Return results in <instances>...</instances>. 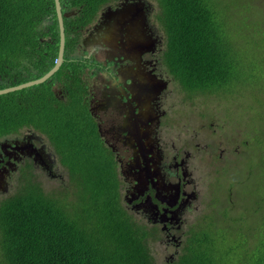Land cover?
Segmentation results:
<instances>
[{
	"label": "trees",
	"instance_id": "1",
	"mask_svg": "<svg viewBox=\"0 0 264 264\" xmlns=\"http://www.w3.org/2000/svg\"><path fill=\"white\" fill-rule=\"evenodd\" d=\"M76 1L84 13H92L108 0ZM157 1L156 18L164 39V64L175 81L186 91L209 93L225 92L248 83L247 87L255 89V95L263 92V98L252 104L264 112V85L261 84L264 81V25H260L264 24V6L260 7L258 0ZM82 19L64 20L66 37L67 29ZM44 24L48 28L46 18ZM45 28L37 0H29L24 5L0 0V72L3 76L0 89L13 79L12 85H18L40 77L53 66L58 47L40 42L39 38L45 37ZM49 30L50 38L57 41L56 20ZM252 45L257 47V53L258 49L262 51L258 67L248 71L244 70L248 57L244 59L240 49ZM45 51L50 54V58L45 57L48 65L44 60ZM58 77L63 79L62 71L44 83L0 96V136L23 126L46 136L59 165L66 171V177L69 176L70 183L66 186L73 196V199L64 196L62 186L53 196L43 189L42 181H27L4 199L0 205V253L4 264H156L143 222L136 213L122 206L118 173L114 160H108L113 155L88 124L80 136L74 113L77 100L68 96L69 102L64 107L54 97L51 87L59 81ZM70 77L79 82L77 75ZM240 79L242 82H238ZM66 90L70 92L69 88ZM16 97L18 100L13 102ZM258 146L264 150V141ZM256 161L261 163V168ZM256 161L246 171L250 184L246 187L247 196L260 194L253 201L252 214L261 208L264 213V191H261L264 157ZM229 183L239 191L238 184L226 182ZM218 187L212 185L214 195ZM214 198L211 202H215ZM200 201L205 203L202 197ZM243 215L247 213L239 216L238 221L247 223V231L251 233L254 224L250 225ZM195 217L187 233L189 237L175 260H170L171 264H264V226L256 227L251 233L256 239L252 247L243 228L244 234L240 233L237 243L220 250L229 243L221 241L224 237L217 240L211 230L200 225L193 232L194 221L199 220ZM231 256L236 257V262L230 260Z\"/></svg>",
	"mask_w": 264,
	"mask_h": 264
},
{
	"label": "flooded vegetation",
	"instance_id": "2",
	"mask_svg": "<svg viewBox=\"0 0 264 264\" xmlns=\"http://www.w3.org/2000/svg\"><path fill=\"white\" fill-rule=\"evenodd\" d=\"M151 1L153 7L149 0H108L95 12L84 13L76 0H59L61 12L69 14L64 20L85 18L67 29L68 37L64 29L63 59L57 71L63 72V79L58 77L51 88L61 106H67L69 95L78 101L74 113L80 136L88 124L113 155L121 201L131 205L123 207L143 222L147 244L165 243L166 250L177 255L189 237L193 215L203 206L194 177L197 159L208 157L203 152L207 146L197 134L190 144L185 140L175 146L170 137L178 120L166 115L167 91L157 90L167 76L161 66L158 1ZM11 2L24 5L29 0ZM37 2L43 22L48 20L43 33L47 36L39 40L58 47L60 39L49 36V27L57 22L54 2ZM122 18L127 22L118 21ZM132 27L134 34L130 35ZM117 32L122 33L121 41ZM129 43L134 45L125 48ZM43 55L48 65L45 57L50 54L45 51ZM72 75L78 76V83ZM13 81L6 87L15 86ZM48 142L46 136L25 126L0 136V205L27 181L41 182L45 175L51 177L52 171L61 169L55 166L57 157ZM135 184H139L136 190H130Z\"/></svg>",
	"mask_w": 264,
	"mask_h": 264
},
{
	"label": "rangeland",
	"instance_id": "3",
	"mask_svg": "<svg viewBox=\"0 0 264 264\" xmlns=\"http://www.w3.org/2000/svg\"><path fill=\"white\" fill-rule=\"evenodd\" d=\"M149 3L153 7L151 0ZM258 3H260V7L264 6L263 0H258ZM237 11L242 12L241 9H237ZM43 26L45 28L44 22ZM161 48V50L164 49V40L161 42ZM256 48L253 45L241 47L244 59L248 57L247 68L244 70L251 71L258 67V57L262 50L258 49L257 53ZM238 82H242V80L240 79ZM261 84L264 85V81ZM247 85L248 83L238 85L220 93L188 92L189 98L191 97L188 102H184L185 97H180L177 92L178 95L172 100L177 110L187 111L183 117H178L176 126L170 132L174 146L175 143L178 145L179 142H185V140L190 144L191 138L195 134L198 135L199 141L207 146L203 148V152L208 157H204L202 161L197 159L198 168L194 177L205 203L196 215L199 220L194 221L193 232H195L196 225H200L202 229L211 230L217 240L224 237L221 241L229 244L221 246L220 250H227L231 244L237 243L240 240V233L244 234L243 228L247 231L248 224L238 221V217H242V214L247 213L243 216L249 219L250 225L254 224L251 229L252 234L256 227L261 229L264 226L263 208L256 214L250 213L253 201L259 199L260 194L251 197L246 194V187L250 185L248 183L249 174L246 171L251 163L264 157V150L258 146L260 142L264 141V112L258 111L252 104L263 98V92L255 95V89L247 87ZM69 97L71 98V95ZM49 151L51 152V150ZM112 159L111 156L108 160ZM256 165L259 168L262 167L258 161H256ZM55 166L61 167L57 160H55ZM61 169H55L56 173L52 171L51 177L45 175L42 178L43 189L56 196L57 191L63 188L64 196L73 199L72 192L66 186L70 183L69 176L67 174L66 177V171L62 167ZM186 169L188 172V167ZM226 182L238 184L239 191L231 183L227 185ZM212 185L219 186L215 195ZM138 186L139 184H135L129 189L136 190ZM54 190L56 193H53ZM261 191H264V188H261ZM213 196L215 202H211ZM259 204L261 206L262 199ZM122 206L131 207L126 203H122ZM217 220L220 221L217 222ZM229 227H232L233 231H230ZM247 233L248 245L252 247L256 243V239L250 232L247 231ZM149 245L153 250L156 264H171L167 257H171L175 253L167 251L165 243L154 245L149 242ZM230 260L236 262V257L231 256ZM4 263L0 253V264Z\"/></svg>",
	"mask_w": 264,
	"mask_h": 264
},
{
	"label": "water",
	"instance_id": "4",
	"mask_svg": "<svg viewBox=\"0 0 264 264\" xmlns=\"http://www.w3.org/2000/svg\"><path fill=\"white\" fill-rule=\"evenodd\" d=\"M54 2V5H55V10H56V19H57V25H58V32H59V43H58V53H57V57L55 59V62L53 64V66L50 68L49 71H47L45 74H43L42 76L36 78V79H33V80H30V81H27V82H24L22 84H18V85H15V86H10V87H6L4 89H0V95H3V94H7V93H11V92H15V91H18V90H21L23 88H27V87H30V86H33V85H38V84H41V83H44L46 81H48L59 69L60 65H61V62H62V53H63V48H64V26H63V18H67L69 17V14L68 13H62L61 12V7H60V3H59V0H53ZM119 16L121 15L120 12H118ZM118 21L124 23V22H127L126 19H119ZM129 34L130 35H133L134 34V27H132L130 30H129ZM117 35L121 41L122 39V33L121 32H117ZM125 35V34H124ZM126 39L128 38L127 35H125ZM133 38V37H132ZM122 43V42H121ZM122 45V44H121ZM134 45V43H129V45L125 48H129L130 46ZM122 47H124L122 45Z\"/></svg>",
	"mask_w": 264,
	"mask_h": 264
},
{
	"label": "clouds",
	"instance_id": "5",
	"mask_svg": "<svg viewBox=\"0 0 264 264\" xmlns=\"http://www.w3.org/2000/svg\"><path fill=\"white\" fill-rule=\"evenodd\" d=\"M161 35H162V38H163V34L162 33H161ZM163 50H162V56H161V64H162L161 66H162L163 72H164L165 76H167V78H163L161 80L162 84L158 85V89L157 90H158L159 93L167 91L166 92V94H167V97H166V115L167 116H172V117H174V118H176L178 120L179 119L178 117L179 116L183 117L186 114L187 111L184 112V111L177 110L176 106L172 103L173 98L176 97L178 95L177 92H179V96L180 97H185L184 102H188V100L191 98V97L189 98L188 92H195V91L194 90L186 91V88H184L180 83L178 84V82L175 81V79L173 78V74L170 73V71L168 70L167 66L164 64ZM34 79H36V78H34ZM169 91H170V93H169ZM196 92H200V91H196ZM3 95H5V94H3Z\"/></svg>",
	"mask_w": 264,
	"mask_h": 264
}]
</instances>
